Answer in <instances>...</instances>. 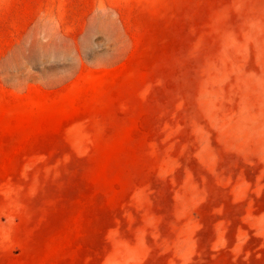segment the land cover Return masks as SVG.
Here are the masks:
<instances>
[{
  "label": "rangeland",
  "instance_id": "1",
  "mask_svg": "<svg viewBox=\"0 0 264 264\" xmlns=\"http://www.w3.org/2000/svg\"><path fill=\"white\" fill-rule=\"evenodd\" d=\"M0 264H264V0H0Z\"/></svg>",
  "mask_w": 264,
  "mask_h": 264
}]
</instances>
